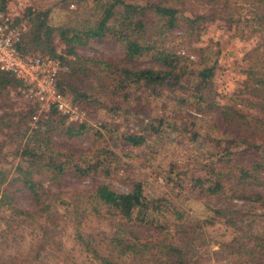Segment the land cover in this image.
I'll return each mask as SVG.
<instances>
[{"label": "trees", "instance_id": "trees-1", "mask_svg": "<svg viewBox=\"0 0 264 264\" xmlns=\"http://www.w3.org/2000/svg\"><path fill=\"white\" fill-rule=\"evenodd\" d=\"M10 2L0 0V10ZM87 2L57 1L68 12L58 25L48 20L51 6L25 5L13 22L17 54L60 58L66 70L57 76L58 90L86 118L100 109L115 114L114 132L125 124L119 141L150 151L169 142L192 144L195 160L187 162L197 163L202 173L175 171L174 161L175 173L163 178L176 195L205 198L211 214L190 220L167 194L147 195L138 179L129 181L127 192L115 190L99 177L111 174L104 155L113 154L109 147L72 144L89 131L87 119L74 121L54 108L33 119L36 104L24 98L26 85L0 72V264H202L212 258H200L203 228L216 221L231 238L216 241L215 261L264 264V0H92L81 20L71 19ZM217 23L226 26L229 37L254 41L238 69L240 87L227 102H220L213 82L221 48L212 60L200 55L193 61L172 44L173 31L198 39ZM106 35L121 46L122 55L76 51ZM145 57L150 65H137ZM90 128L92 141L101 136L100 129ZM50 169L56 171L52 179L61 181L69 170L79 179L89 177L91 186L61 199V192L45 186ZM89 214L112 221L111 234L100 242L82 229ZM67 222L73 223L72 248L63 239Z\"/></svg>", "mask_w": 264, "mask_h": 264}, {"label": "rangeland", "instance_id": "rangeland-1", "mask_svg": "<svg viewBox=\"0 0 264 264\" xmlns=\"http://www.w3.org/2000/svg\"><path fill=\"white\" fill-rule=\"evenodd\" d=\"M59 0H11L5 12L10 13L16 21L25 5L34 4L42 7L51 6L52 10L49 14V22L52 25H58L66 20L68 12L62 9L60 5L55 3ZM92 0H88L85 6L79 7V15L75 17L71 15V19L81 20L84 17V13L90 9ZM71 9H75V4H70ZM22 24V23H21ZM179 30L172 32V44L175 47V51L180 54L188 56L191 60L197 61L201 56L208 57V59L214 58V53L218 48H221L220 53L217 55V62L215 63V75L213 77L214 87L218 94L220 102H227L234 95L238 87H240V80L242 75L239 74V66L243 65L244 59L243 54L245 51L251 49L254 45L252 39L241 41L229 37L230 32L226 29L223 23H217L211 25L207 29V32L200 36L198 39L185 38L180 34ZM179 35V37H177ZM181 35V37H180ZM219 42V43H218ZM64 48V44H60L57 50L61 52ZM76 51L80 55L84 56H102V55H122L121 46L114 41L109 35L104 36L101 40L93 39L88 45L79 46ZM140 67L150 65L148 57L141 58L136 61ZM128 64V63H127ZM242 67V66H241ZM13 99H16L13 97ZM89 126V131L78 139L72 141L76 147L87 149L89 147H99L105 145L109 147L113 154L110 156L109 153H104L110 159V176L104 177L99 174L100 179L111 183L113 188L118 191L127 192L129 189V181L131 179H138L143 182L144 190L147 195H166L170 197L174 204L185 211L184 215L192 219H204L205 216L211 214L208 208L204 205L205 198H199L195 194L181 193L176 195L175 188L171 185H167L164 181L166 173H175V171H184L189 174L197 175L202 173V170L190 165L191 162H187V158H193L195 160L196 149L193 148L192 144H174L169 142L165 147L153 148V151L148 148L132 147L126 142L119 141L118 134L123 131L124 125L121 124L116 132V124L118 123V117L115 114H109L105 109H100L94 112L92 115L88 114L86 118ZM111 122V125L107 129L101 127V122ZM201 131L206 130L205 123L202 122L200 125ZM92 128H98L102 131L99 138L92 141L94 132ZM93 130V131H92ZM111 130V131H110ZM60 140V138H56ZM94 142V143H92ZM105 143V144H104ZM112 149V150H111ZM93 152L90 154L92 155ZM186 156H185V154ZM200 153V152H198ZM201 154V153H200ZM149 156V158H147ZM116 157V158H115ZM186 157V158H185ZM12 157H10L11 159ZM151 158V159H150ZM112 160V162H111ZM177 168L173 166L175 162ZM170 162V163H169ZM171 165L175 168L172 170ZM191 170V171H190ZM55 170H47L44 176L45 186L48 187L51 192H61V199H69L68 195L72 190L90 188L91 180L89 177L77 178L69 173L61 179H52ZM100 169L98 173H102ZM59 202V201H58ZM235 202V201H234ZM23 206H28L29 203L26 199H22ZM60 212L65 210V205L57 204ZM72 222L66 223L63 239H66V248H72L74 229ZM82 229L86 234L90 235L96 242H100L105 236L110 235L112 232V221L103 216L95 214H89L82 221ZM205 230L204 243H201L199 253L201 257H208L211 255L212 258L207 261H202V264H225L223 261H215L211 252L217 249V240H228L231 238V231L225 229L221 221H216L213 225H207L203 228ZM28 238V237H27ZM24 248L26 246H23ZM198 249V248H197ZM208 251V252H207ZM78 261H85V257L79 251H74Z\"/></svg>", "mask_w": 264, "mask_h": 264}, {"label": "built area", "instance_id": "built-area-1", "mask_svg": "<svg viewBox=\"0 0 264 264\" xmlns=\"http://www.w3.org/2000/svg\"><path fill=\"white\" fill-rule=\"evenodd\" d=\"M13 16L0 10V72H9L25 85L24 98L36 104L33 119L54 108L74 121L86 120L85 111L62 94L57 86V76L66 70L58 57L49 55L24 58L17 54L15 42L18 39ZM58 54H62L57 50Z\"/></svg>", "mask_w": 264, "mask_h": 264}]
</instances>
